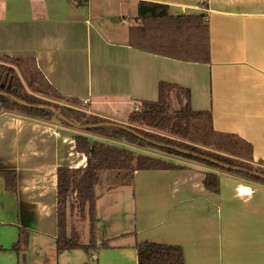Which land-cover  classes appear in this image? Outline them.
<instances>
[{"label":"crops","instance_id":"obj_1","mask_svg":"<svg viewBox=\"0 0 264 264\" xmlns=\"http://www.w3.org/2000/svg\"><path fill=\"white\" fill-rule=\"evenodd\" d=\"M138 1L0 0V57L34 60L53 89L82 102L80 110L120 124L136 101L157 100L160 81L177 83L191 92V108L211 111L214 128L249 142L252 161L264 167V0H143L168 5L171 14H206L209 63L132 47L128 26ZM83 132L0 113V169L15 170L17 182L12 192L0 177V264H32L36 238L56 264L69 260L72 252L55 250L56 169L86 164L73 139ZM171 162L182 167L117 172L119 179L108 172L104 181L100 173L98 227L104 223L113 240L87 259L138 264L136 244L149 241L181 246L183 264H264V185L200 163ZM212 171L218 192L203 183ZM23 227L24 263L11 249Z\"/></svg>","mask_w":264,"mask_h":264},{"label":"trees","instance_id":"obj_2","mask_svg":"<svg viewBox=\"0 0 264 264\" xmlns=\"http://www.w3.org/2000/svg\"><path fill=\"white\" fill-rule=\"evenodd\" d=\"M136 6V16L128 26V40L132 47L172 59L209 63L211 58L210 28L206 14H171L168 5L143 0L138 1ZM1 57L12 61L15 66L14 69L0 72V105L8 104L12 108L8 109L10 111L22 112L25 116L37 120L49 121L56 117L62 124L78 127L87 134L138 146L145 144L156 149L161 148L168 154L180 155L209 166L213 165L217 169L237 176L247 175L255 182L264 185V172L262 175L257 174L248 168L235 165L230 157L212 151H203L195 146L185 145L182 148V144L179 146L163 145L157 142L152 134L137 127L142 124L182 137L196 132L200 138L199 141L204 145L214 144L233 156H239L240 152L245 149L247 152L244 155L241 152V155L251 158L252 146L249 142H245L235 134L217 131L212 124L211 111L191 108V92L186 87L177 83L160 81L157 100L136 101L135 107L128 115L129 124L127 122L120 124L75 107H59L47 101L35 100L28 95H23L21 89L26 85L32 92L43 96L63 98L71 102L78 101V98L63 96L53 89L34 60L21 56ZM13 70H18V74ZM174 100L176 107L172 108ZM134 123L137 126H132ZM73 139L75 150L86 157V164L71 167L70 164L60 163L56 169L58 234L55 238V250L57 252L82 250L92 255V251L109 247L113 238H109L106 231L98 227L101 235L100 246L94 248V242L93 244L82 242L79 232L74 230L72 224L70 230L67 231V214L69 212L72 217L76 215L79 221L87 220L89 232L91 234L97 232L96 202L98 195L96 188L100 182L99 172L117 170V172L123 171L128 176L136 170L177 169L182 165L148 154L135 153L128 148L105 144L96 139L92 140L83 134H76ZM0 177L6 182V188L9 191L16 192L15 170L0 169ZM204 177L205 188L218 192L220 178L217 173L207 172ZM18 234V241L12 245L11 249L19 254L22 253L20 259L24 263L29 231L25 227L19 228ZM124 235L126 234L122 236ZM136 248H138V264H183L181 246L145 241L137 243Z\"/></svg>","mask_w":264,"mask_h":264},{"label":"rangeland","instance_id":"obj_3","mask_svg":"<svg viewBox=\"0 0 264 264\" xmlns=\"http://www.w3.org/2000/svg\"><path fill=\"white\" fill-rule=\"evenodd\" d=\"M11 68H13V69L15 68L13 62L8 60V59H5L3 57H0V72L2 70L8 71ZM13 71H15L18 74V72H17L18 70H13ZM21 90H22L21 91L22 94L25 95V96L28 95V96L32 97L33 99H35V100L47 101V102L51 103L52 105H56V106H59V107H67V108L75 107L77 109H80L83 106L82 102L79 101V100L76 101V102H74V101L71 102V101L63 99V98L47 97V96L40 95L39 93H34L26 85H24V88L21 89ZM183 101H184V99H183ZM175 103H176L175 100L172 101V108L176 107ZM8 109H12L8 104L0 105V113L3 112V111H6V112L14 114V115L25 116L22 112L17 113L15 111H10ZM26 117H28V116H26ZM127 119H128V117H127ZM43 121H45V120H43ZM48 122H54V123L56 122V123H59L61 125H64L56 117L54 119H52V120H49ZM114 122H117V121H114ZM127 123L129 124L128 120H127ZM64 126H66V125H64ZM132 126H137V125L134 123V124H132ZM66 127H69V126H66ZM137 127L139 129H141V130H144V131L148 132V134L149 133L152 134L154 136V139H156L157 142H159V143H161L163 145L167 144V145H172V146H179L180 144H182V146H181L182 148L185 145H189L191 147L195 146V147H198L199 149H201L203 151H208V152L212 151V152H216L218 154H221L223 156H226L228 158L230 157L231 159H233V162L235 163V165L242 166L245 169L248 168V169L256 172L257 174H261L262 175V172H264V167L255 164L252 161L251 158H245V156L241 155V152H243V155L247 152V150H245V149H243L240 152L239 156H233L231 153L224 152L222 149L217 148V146L214 145V144L204 145L202 142L199 141L200 138H198V134L196 132H193L192 134H190V135H188L186 137H182V136H179V135L175 136V135L171 134L170 132H168L166 130L151 128V127H148V126H145V125H142V124L137 126ZM70 128H72V127H70ZM74 128H77V127L74 126ZM80 130L84 131L83 129H80ZM78 134H83L85 136H88L89 139H90V137H94L93 134H87L85 131L83 133H78ZM103 142L109 143V144H112V145H117V146H119L121 148L131 149L135 153H140V154L144 153V154H148L150 156H154V157H157V158H163V159H166V160H171V161H174L176 163L177 162H180V164L184 163V164H186L188 166H194L196 164H198V165L202 164V165H205L207 167H214L213 165L209 166L207 164L198 162L196 160L193 161V160L184 158V157H182L180 155L176 156V155L168 154L167 152L163 151L161 148L156 149L154 147H151V146L145 145V144H142V145L138 146V145L129 144L127 142L124 143V142L117 141V140H103ZM217 170L224 171V170H220V169H217ZM108 172H115L114 175H116V179L120 178V176H118L117 170H109V171H100L99 172V175L101 173L100 179H102L104 181L106 175H108ZM119 172L123 173V171H119ZM239 176H241V178L243 179L242 181L245 182V183L248 182V183H253V184H261V183L255 182L254 179L248 177L247 175L246 176L239 175ZM104 183L105 182H103V184ZM99 190H100V187L98 186L97 191H99ZM67 215H68L67 231L70 230V227H71V224H72L74 230H77V232H79L82 242L90 243V244H93V242H94L95 243V247L94 248H97L98 246H100L101 235L99 234L100 230H99L98 226H96L97 227V229H96L97 232L91 234L89 232V224H88L87 220L79 221L78 217L76 215L75 216L73 215V217H72L69 212H68ZM97 219H99V217H97ZM100 228L103 229V230L106 228L104 223L100 222ZM128 228H130V227H128ZM110 231H112V230H110ZM110 231H109V233H110ZM33 248H34L35 252L32 254V264H56L54 259L50 255V250H49V246H48L47 243H44V245H43V243H41L38 240V238H36L35 242L33 244ZM39 248H41L42 250L45 251L44 255H42V254L39 255V254L36 253V251L40 252ZM92 252H94V251H92ZM59 256H60V259L63 257L62 254H60ZM89 256H91V255H89ZM66 257H69V260L67 261L66 264H83L82 261L86 262V264H95V260L94 259L90 260V258L87 259L86 253L84 251H82V250H79V251H76V252H72V254H69V256H66Z\"/></svg>","mask_w":264,"mask_h":264},{"label":"water","instance_id":"obj_4","mask_svg":"<svg viewBox=\"0 0 264 264\" xmlns=\"http://www.w3.org/2000/svg\"><path fill=\"white\" fill-rule=\"evenodd\" d=\"M224 166H226V165H224ZM226 167H228V166H226Z\"/></svg>","mask_w":264,"mask_h":264},{"label":"built area","instance_id":"obj_5","mask_svg":"<svg viewBox=\"0 0 264 264\" xmlns=\"http://www.w3.org/2000/svg\"><path fill=\"white\" fill-rule=\"evenodd\" d=\"M123 21V20H122Z\"/></svg>","mask_w":264,"mask_h":264}]
</instances>
